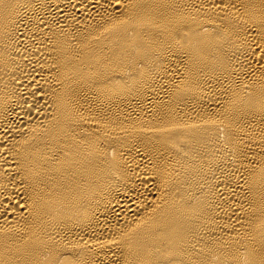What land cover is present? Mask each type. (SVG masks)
<instances>
[{
  "label": "bare ground",
  "instance_id": "bare-ground-1",
  "mask_svg": "<svg viewBox=\"0 0 264 264\" xmlns=\"http://www.w3.org/2000/svg\"><path fill=\"white\" fill-rule=\"evenodd\" d=\"M0 264H264V0H0Z\"/></svg>",
  "mask_w": 264,
  "mask_h": 264
}]
</instances>
